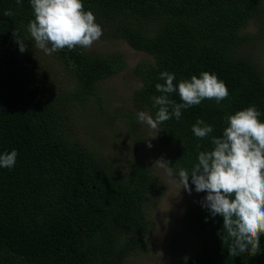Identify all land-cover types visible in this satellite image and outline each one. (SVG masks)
I'll return each mask as SVG.
<instances>
[{"label":"trees","instance_id":"1","mask_svg":"<svg viewBox=\"0 0 264 264\" xmlns=\"http://www.w3.org/2000/svg\"><path fill=\"white\" fill-rule=\"evenodd\" d=\"M82 3L101 26L102 40L124 41L152 61L132 70L140 86L131 107L111 112L100 85L126 68L123 54L65 48L52 54L57 73L33 46L30 0H0V154L18 152L12 169L0 168V264H125L143 250L150 234L147 209L161 185L149 164L129 159L122 175L78 136L66 134L67 125L88 107L92 121L106 115L117 119L136 142L137 113L155 118L158 111L152 98L161 95L155 88L164 83L161 72L173 73L174 84L203 72L216 75L227 86V99L219 104L206 99L183 109L179 120L159 125L157 138L170 146L167 161L177 174L181 168L191 172L199 152L213 149L211 137H222L228 116L255 106L264 123V73L243 50L252 43L246 29L264 22V0ZM6 10L13 15L5 16ZM263 26L257 25L260 32ZM17 39L27 46L25 52ZM170 99L181 102L177 93ZM198 119L213 126L210 137L194 136ZM100 140L106 142V135ZM180 222L198 243L185 264H264V236L258 255L230 256L223 218L212 217L201 204L184 207Z\"/></svg>","mask_w":264,"mask_h":264},{"label":"clouds","instance_id":"2","mask_svg":"<svg viewBox=\"0 0 264 264\" xmlns=\"http://www.w3.org/2000/svg\"><path fill=\"white\" fill-rule=\"evenodd\" d=\"M16 2L20 4L21 0ZM30 4L34 19L29 22L28 31L35 46L47 55L65 48H90L103 35L94 14L84 10L82 0H30ZM4 15L12 16L13 12L6 10ZM16 35L14 32L13 36ZM16 43L21 53L27 50L23 41L17 39ZM159 79L164 83L155 85L161 93L152 98L153 106H158L155 118L144 111L137 113L138 122L156 134L161 123L173 117L179 120L183 109L206 99L219 104L229 96L224 82L209 72L201 73L199 78L193 75L178 84H174L175 75L167 71L161 72ZM173 93L178 94L180 103L170 99ZM260 115L255 106H250L228 116L222 137H211L213 149L199 152L191 172L181 168L175 173L163 157L153 163L162 171L168 186L178 189L177 196L181 189L191 194L189 180L197 193H206L201 206L212 217L223 218L222 229L230 241L228 252L234 257L243 253L258 255L259 241L264 236V123ZM191 130L195 137L204 139L210 137L213 126L198 119ZM147 147L152 144L148 142ZM196 147L199 149L201 145ZM17 156L15 149L0 154V168L12 169Z\"/></svg>","mask_w":264,"mask_h":264},{"label":"rangeland","instance_id":"3","mask_svg":"<svg viewBox=\"0 0 264 264\" xmlns=\"http://www.w3.org/2000/svg\"><path fill=\"white\" fill-rule=\"evenodd\" d=\"M255 23L250 24L246 29L247 33L252 35V43L245 44L243 50L264 73V26L261 32L257 28V25H264V22ZM33 46L39 60L57 72L58 63L53 59V53L45 54L43 50L35 46V41ZM86 50L102 54H123L126 68L105 80L100 85V91L103 101L109 104L111 112L131 107L132 94L140 86L132 70L139 63L151 62L152 58L132 50L121 40L104 41L99 38ZM57 73H60V70ZM62 84L65 87H71L68 81H62ZM90 105L96 107L93 103ZM87 111L85 115H79L73 119L75 123L72 127L67 125L66 134L74 138L78 136L84 145L113 163L114 168L122 175L128 172L129 159L149 164L161 185L156 200L149 204L147 209L150 234L145 240L146 244L142 251L128 257L125 264H185V257L196 249L198 243L196 236L181 225L180 214L189 203L201 204L204 192L197 193L195 186L189 185L192 189L191 194L181 189L177 196L178 189L168 186L162 171L153 166V163L161 157L167 160L170 146L162 144L157 134L146 124L139 123L141 126L138 130L139 139L134 142V139L125 134L124 126L117 119L109 120L106 115L92 121L94 118L90 117V113L93 111L89 107ZM112 122L116 125H112ZM143 130L144 133H141ZM101 135H106V142L100 140ZM150 136L155 138H149L146 141L145 139ZM148 142L152 144L151 148L147 147Z\"/></svg>","mask_w":264,"mask_h":264}]
</instances>
